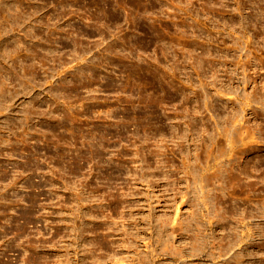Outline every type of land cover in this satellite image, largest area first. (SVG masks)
<instances>
[{
    "label": "rangeland",
    "instance_id": "374dc122",
    "mask_svg": "<svg viewBox=\"0 0 264 264\" xmlns=\"http://www.w3.org/2000/svg\"><path fill=\"white\" fill-rule=\"evenodd\" d=\"M0 264H264V0H0Z\"/></svg>",
    "mask_w": 264,
    "mask_h": 264
},
{
    "label": "bare ground",
    "instance_id": "6f19581e",
    "mask_svg": "<svg viewBox=\"0 0 264 264\" xmlns=\"http://www.w3.org/2000/svg\"><path fill=\"white\" fill-rule=\"evenodd\" d=\"M228 146H229V144H228ZM230 148H231V147H230ZM165 221H166V220H165ZM165 221L163 222V223H164V227H166V225H167V224L165 225V223H166ZM161 224H162V223H161ZM161 227H163V224H162V226H160V228H161ZM161 229H164V228H161Z\"/></svg>",
    "mask_w": 264,
    "mask_h": 264
}]
</instances>
